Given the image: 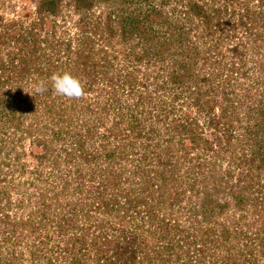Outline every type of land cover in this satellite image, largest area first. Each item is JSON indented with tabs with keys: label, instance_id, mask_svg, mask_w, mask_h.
I'll return each mask as SVG.
<instances>
[{
	"label": "trees",
	"instance_id": "obj_1",
	"mask_svg": "<svg viewBox=\"0 0 264 264\" xmlns=\"http://www.w3.org/2000/svg\"><path fill=\"white\" fill-rule=\"evenodd\" d=\"M0 264H264V0H0Z\"/></svg>",
	"mask_w": 264,
	"mask_h": 264
},
{
	"label": "clouds",
	"instance_id": "obj_2",
	"mask_svg": "<svg viewBox=\"0 0 264 264\" xmlns=\"http://www.w3.org/2000/svg\"><path fill=\"white\" fill-rule=\"evenodd\" d=\"M50 82L51 89L57 96L77 100L84 96V89L80 79L69 72L53 73L50 77ZM29 87L31 91L24 93L34 98L49 91L43 80L33 81Z\"/></svg>",
	"mask_w": 264,
	"mask_h": 264
},
{
	"label": "rangeland",
	"instance_id": "obj_3",
	"mask_svg": "<svg viewBox=\"0 0 264 264\" xmlns=\"http://www.w3.org/2000/svg\"><path fill=\"white\" fill-rule=\"evenodd\" d=\"M87 97H88V95H87ZM33 167H34V166H33ZM33 167L30 165V166L28 167L29 169H27L26 172L29 174V170L33 169Z\"/></svg>",
	"mask_w": 264,
	"mask_h": 264
}]
</instances>
